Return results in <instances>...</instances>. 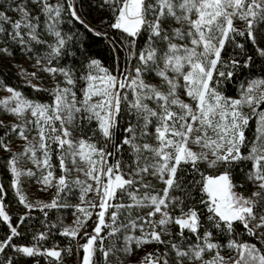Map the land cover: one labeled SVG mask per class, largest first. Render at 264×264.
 Returning a JSON list of instances; mask_svg holds the SVG:
<instances>
[{
  "label": "snow or ice",
  "instance_id": "obj_1",
  "mask_svg": "<svg viewBox=\"0 0 264 264\" xmlns=\"http://www.w3.org/2000/svg\"><path fill=\"white\" fill-rule=\"evenodd\" d=\"M6 67L0 264H264V0H0Z\"/></svg>",
  "mask_w": 264,
  "mask_h": 264
},
{
  "label": "trees",
  "instance_id": "obj_2",
  "mask_svg": "<svg viewBox=\"0 0 264 264\" xmlns=\"http://www.w3.org/2000/svg\"><path fill=\"white\" fill-rule=\"evenodd\" d=\"M88 46L92 54H98L99 58L102 60L105 66H108L111 63L110 57L112 56V53L110 52V46L108 45L107 40L103 39L102 37H93L88 40ZM17 59L18 61L20 60L19 57ZM9 67L3 68V70L0 71V80L6 79L8 82L15 85L17 83V78L14 76L15 69L9 70ZM22 87L26 93L30 91L29 89H27L26 86H22ZM230 87H234V85H230ZM44 99H47V97H44ZM7 180H8V176L7 173H5L4 171L3 158H2V154H0V181L7 184ZM2 233H3V227H0V234ZM138 255H142V253H138Z\"/></svg>",
  "mask_w": 264,
  "mask_h": 264
},
{
  "label": "rangeland",
  "instance_id": "obj_3",
  "mask_svg": "<svg viewBox=\"0 0 264 264\" xmlns=\"http://www.w3.org/2000/svg\"><path fill=\"white\" fill-rule=\"evenodd\" d=\"M5 93L0 92V96L4 95ZM14 148H15V144H14ZM26 166H31L30 164H26ZM25 187L29 188L31 191V195L33 197H35L37 195V191H36V186L34 184H32L31 182L27 181L25 179ZM43 195V194H41ZM71 219V217L69 216V220Z\"/></svg>",
  "mask_w": 264,
  "mask_h": 264
}]
</instances>
